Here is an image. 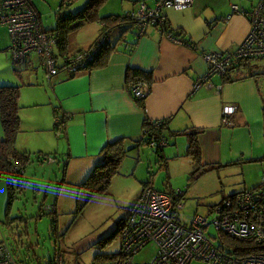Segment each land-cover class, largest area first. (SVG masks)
<instances>
[{
  "label": "crops",
  "instance_id": "obj_1",
  "mask_svg": "<svg viewBox=\"0 0 264 264\" xmlns=\"http://www.w3.org/2000/svg\"><path fill=\"white\" fill-rule=\"evenodd\" d=\"M141 1L147 5L153 3V0H120L117 9H107V14H118L134 8ZM257 2L258 0H193L186 8H167L165 10L167 22L181 33L183 43L168 38L153 24H150L141 35L136 34L134 25L126 31H123V24L117 25L108 32L109 38L111 34L114 38L111 41L116 43L105 63L74 74L60 71L53 75L51 82L45 87L30 81L22 74L16 75L12 72L9 34L6 26L0 22V57L7 66L0 72V85L16 84L19 88L18 113L21 130L16 135V141H21L24 135L29 137L28 140L32 143L42 144L52 133L58 139L57 142L52 140L44 152L36 157L37 162L47 164L42 176L48 175V181L31 175V169L26 168L27 159H22L20 160L24 162L22 175L20 174L22 185L35 180L40 190L41 183L45 182L48 185L52 181H57L59 168L54 163L65 160L63 177L57 187L62 186L64 182L68 183V178L72 180L70 182L79 186L101 161L103 147L109 141L122 137L127 152L135 151L138 155L139 142L144 135L143 120L157 118L167 120L166 128L162 132L167 139L172 138L171 142L174 144L173 147L162 148L159 153L166 162L167 159H173L175 166L178 163L184 165L186 163L184 170H191L192 159L185 154L187 136L173 135L171 131L197 127L201 128L197 136L201 161L214 163L215 168L211 170L224 169L225 172L243 170L244 163L247 162L262 167L264 75H248L226 80L222 75L215 74L210 78L213 86L205 83L195 86L197 76L203 75L207 69L202 52L234 47L249 30L250 22L247 15L233 12L231 4L236 3L248 11ZM107 3H104L105 7L108 6ZM40 20L43 28L49 29L44 27L41 16ZM92 25L93 37L84 43L71 46L69 44L70 50L67 54L78 48L87 47L92 42L100 30V24L96 21ZM33 57L35 58V55L29 52L25 62L17 65L32 68ZM128 67L151 70L152 81L143 104H140L126 87ZM15 77H21L22 83L7 82L15 80ZM24 84L27 86L23 89L27 90L20 91ZM231 103L237 105L236 111L232 114L235 123L223 125L220 120L222 108ZM60 115L63 118L60 129L54 131L55 119L56 117L60 119ZM3 136L0 120V138ZM19 146L20 150L27 151L24 145ZM50 152L55 155H49L52 160L44 156ZM257 184L258 182L252 187ZM137 187L140 190L129 203V208L142 191L143 184L142 187ZM5 189V182L0 180V198ZM181 200L183 202V194ZM42 203L44 200L40 203L39 209ZM0 216L3 214L0 213ZM122 224L123 222L119 224V228Z\"/></svg>",
  "mask_w": 264,
  "mask_h": 264
},
{
  "label": "built area",
  "instance_id": "obj_2",
  "mask_svg": "<svg viewBox=\"0 0 264 264\" xmlns=\"http://www.w3.org/2000/svg\"><path fill=\"white\" fill-rule=\"evenodd\" d=\"M193 0H153L151 5L144 1L134 8L124 11L137 24L138 32L146 31L149 24L175 42H184L181 35L164 31L167 8L182 9L190 6ZM233 12L247 15L250 27L244 38L234 47L224 50L203 51L207 62L203 75L197 76L195 86L210 81L215 74L223 75L226 70L244 58L264 60V0H258L250 10L245 11L236 3L231 4ZM229 14L227 15V17ZM0 22L9 33V51L15 64H22L30 51H35L46 72V79L60 70L80 71L88 60L94 57L103 41V35L95 43L76 53L67 54L61 62L57 61L53 50L57 34L44 29L40 14L32 0H0ZM134 98L145 97L150 84L145 80L130 81L126 84ZM237 105L226 104L222 108L221 123L233 125L232 114ZM58 117L55 123H58ZM163 118L155 119L158 124ZM151 147H164L163 137L151 138ZM52 160L51 156H47ZM21 156L12 158L10 179L17 181L22 173ZM20 172V174H19ZM183 190L161 191L147 186L137 196L129 216L120 227V247L111 258L93 264H190L201 260L206 264H264V248L236 254L229 250L232 244L225 237L236 241H249L264 246V170L259 183L252 188L224 196L207 214L195 212L189 222L179 217L183 202ZM41 212L55 210V204L42 203ZM210 216V217H209ZM214 226L216 234L209 233ZM148 243L155 246V253L146 261L135 260V255ZM0 264H31L18 260L11 253L6 242L0 241ZM47 264H79L74 253L56 250Z\"/></svg>",
  "mask_w": 264,
  "mask_h": 264
},
{
  "label": "rangeland",
  "instance_id": "obj_3",
  "mask_svg": "<svg viewBox=\"0 0 264 264\" xmlns=\"http://www.w3.org/2000/svg\"><path fill=\"white\" fill-rule=\"evenodd\" d=\"M119 1L106 0L108 6L102 5L99 14H107V9H117ZM32 2L40 13L44 27L54 28L60 0H32ZM84 2L85 0H74L65 8L75 10ZM93 22L96 21H86L67 32L66 40L70 46L87 42L93 37ZM10 62H12L10 65L14 74H22L23 77L41 87L49 85L43 76L44 69L38 64L36 56L31 59L32 68L18 66L13 63L11 57ZM249 64L255 70L264 72L263 59H254ZM6 67L0 57V72H3ZM15 68L18 71L14 70ZM15 78L7 82L22 83L21 77ZM26 86L22 85L20 91L27 90L23 89ZM22 138L21 141L15 140V148L18 152L22 151L19 145L27 148V151H22L28 156L23 158L27 159L26 168L31 169L32 173L29 170L31 175L44 178L47 182L48 175L42 176V171L47 164L37 162L36 157L44 152L45 147L51 144L52 140L57 142V137L55 138L52 133L50 138L42 144L32 143L28 140L29 137L24 135ZM171 140L172 138H168V145L166 144L163 148L173 147ZM139 146L138 155L135 151H130L131 153L126 152L122 156L118 164V172L112 176L106 193H90L86 188L70 182L72 180L69 178L68 183L64 182L62 186L57 187L59 180L63 177L65 160L54 163L59 168L57 181H52L48 185L45 182L41 183L40 190L35 180L21 187L14 186L9 204L6 187L0 198V213L3 214L0 216V241L4 240L7 243L14 257L30 263L47 264L56 250L74 253L78 257L79 264L102 262L111 258V255L119 249L121 243L119 224L129 216L131 212L129 203L140 190L137 186L142 187L144 181L149 180L154 187L162 190L166 188L183 190V206L178 213L183 221L189 222L195 212L207 214L209 208L216 205L224 196L245 188H252L257 182L259 183L264 169V163L262 167H257L254 163L247 162L244 163L243 170L236 169L230 172H225L224 169L209 170L190 180L189 171L184 170L186 163L185 165L178 163L175 166L173 159H167V162L164 158L160 160L155 149L146 143H141ZM53 154L50 152L44 156ZM56 156L59 159V156ZM248 165L251 167H247ZM42 200L44 203H54L55 210L41 213L39 205ZM209 230L212 235L216 234L214 226H210ZM154 253L155 246L148 243L135 255V260L146 261ZM190 264L206 263L193 260Z\"/></svg>",
  "mask_w": 264,
  "mask_h": 264
},
{
  "label": "trees",
  "instance_id": "obj_4",
  "mask_svg": "<svg viewBox=\"0 0 264 264\" xmlns=\"http://www.w3.org/2000/svg\"><path fill=\"white\" fill-rule=\"evenodd\" d=\"M73 1L74 0H60L59 8L58 10H56L57 12L56 25L54 28L48 29L56 32L57 34L53 54L54 56H57L58 62H61L65 57H68L67 52L70 50V46H69V42L66 40L67 32L72 30L74 27L76 28L80 26L86 21H97L100 24V30L98 34L90 44L95 43L97 40L100 39V37H102V35H103V41L101 42L99 49L94 54V57L88 60V62L85 63V65L81 70L91 66L102 65L107 61L110 52L115 48V43H116V42L113 43V41H111L114 38H112V34H111V38H109L110 33L108 32L112 30L115 26L123 24L124 26L123 31H126L127 29L132 28V26L134 25L136 27L137 35H141L144 33L143 32L140 34L138 32L136 22L130 16H126L124 14V11L118 14L109 13L105 15H100L99 9L106 0H85V2L81 5V7L75 8V10L72 9L66 10L65 7L71 4ZM165 18H166V13H165ZM153 25L156 26L155 24ZM163 29L165 32H170L174 35L181 34L180 32L177 31V29L172 28L169 25L167 19L165 20V25ZM9 45H10V41H9ZM87 47L78 48L74 50L73 53L81 51ZM31 52L35 54L38 60V64L40 65V67H42V69H44V66L41 63L38 54L35 51H30V53ZM250 61L252 60L249 58H244L237 65L230 66L222 76L226 80H232V79H239L248 75H264L263 71H258L255 70L253 67H251L249 64ZM230 69H233V71L230 72L229 71ZM60 71H65V70H60ZM66 72H68L69 74H74L78 71H66ZM45 74L46 72L44 73V78H46ZM52 77L53 76L49 78L50 79L49 83L51 82ZM139 80H145L149 84H151L152 81L151 70L128 67L126 70V84L130 81H139ZM18 97H19V88L16 84L0 85V120L4 131V136L0 138V180H3L6 184L8 204L10 203L12 198L13 187L22 186V182H21L22 173L17 181L14 182L10 179V171H11L10 168H11L12 158L14 156L20 155L22 160L23 158L26 157V154L24 152H18L15 148L16 135L20 131V117L18 113V109L20 105L18 102ZM144 98L145 97L135 98V99H137L140 104H143ZM60 119L58 120L57 124L54 123L53 126L54 130L60 129V124L63 121L61 115H60ZM166 123H167L166 119H162L161 122L158 124H156L155 122H153V120L150 119L143 120L142 129L144 135L142 140H140L139 142L140 145L141 143H146L147 145H149L148 142L150 141L151 138H155L157 140L160 137H163L164 140L167 141L166 136H164L162 132V130L166 128ZM200 131L201 128H197V127H185L179 130L171 131L173 135L184 134L187 136V146L185 149V154L190 156L192 159V167L188 174V178L190 180H193L202 173L215 168L214 163H205L201 161L200 145L197 138L198 133ZM152 148H154L155 151L159 154L163 147L158 146ZM126 152H127V148H125L123 144L122 137L109 141L103 147L101 161L95 165L92 171L79 184V186L86 188L88 191H90V193H106L109 188L111 178L115 173L118 172V164L122 156H124ZM158 156L161 160L163 155H158ZM23 163L24 162H20L21 165H23ZM142 184H143V189L147 186H150L157 190L162 191V189H158L152 186L149 180L144 181ZM163 191H167V190L163 189ZM225 240H229V242L232 244L229 250L236 254H244L249 251H254L264 248V246L262 245H258L249 241H236L228 237H225ZM52 257H50L49 261L51 260ZM18 260H23L27 263H30L29 261L24 259H18ZM31 264H35V263H31Z\"/></svg>",
  "mask_w": 264,
  "mask_h": 264
},
{
  "label": "bare ground",
  "instance_id": "obj_5",
  "mask_svg": "<svg viewBox=\"0 0 264 264\" xmlns=\"http://www.w3.org/2000/svg\"><path fill=\"white\" fill-rule=\"evenodd\" d=\"M55 75V74H54Z\"/></svg>",
  "mask_w": 264,
  "mask_h": 264
}]
</instances>
